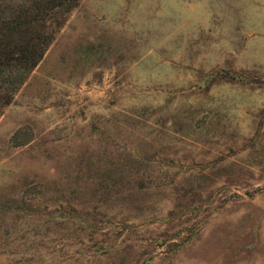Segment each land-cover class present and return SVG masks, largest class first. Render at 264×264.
<instances>
[{
  "label": "rangeland",
  "instance_id": "374dc122",
  "mask_svg": "<svg viewBox=\"0 0 264 264\" xmlns=\"http://www.w3.org/2000/svg\"><path fill=\"white\" fill-rule=\"evenodd\" d=\"M0 264H264V0H79L0 114Z\"/></svg>",
  "mask_w": 264,
  "mask_h": 264
},
{
  "label": "trees",
  "instance_id": "16d2710c",
  "mask_svg": "<svg viewBox=\"0 0 264 264\" xmlns=\"http://www.w3.org/2000/svg\"><path fill=\"white\" fill-rule=\"evenodd\" d=\"M79 0H0V114Z\"/></svg>",
  "mask_w": 264,
  "mask_h": 264
}]
</instances>
